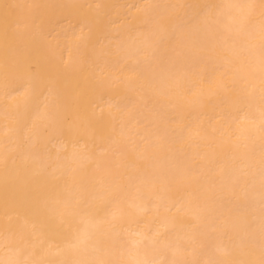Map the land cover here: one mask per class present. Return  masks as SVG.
I'll return each mask as SVG.
<instances>
[{
    "label": "bare ground",
    "instance_id": "obj_1",
    "mask_svg": "<svg viewBox=\"0 0 264 264\" xmlns=\"http://www.w3.org/2000/svg\"><path fill=\"white\" fill-rule=\"evenodd\" d=\"M0 264H264V0H0Z\"/></svg>",
    "mask_w": 264,
    "mask_h": 264
}]
</instances>
